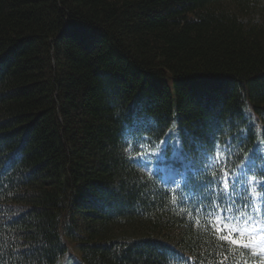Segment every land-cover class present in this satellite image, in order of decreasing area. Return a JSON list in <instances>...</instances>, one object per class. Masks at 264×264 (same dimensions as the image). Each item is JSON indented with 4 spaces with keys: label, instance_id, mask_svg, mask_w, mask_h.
<instances>
[{
    "label": "trees",
    "instance_id": "obj_1",
    "mask_svg": "<svg viewBox=\"0 0 264 264\" xmlns=\"http://www.w3.org/2000/svg\"><path fill=\"white\" fill-rule=\"evenodd\" d=\"M261 182L264 0H0V264H264Z\"/></svg>",
    "mask_w": 264,
    "mask_h": 264
},
{
    "label": "snow or ice",
    "instance_id": "obj_2",
    "mask_svg": "<svg viewBox=\"0 0 264 264\" xmlns=\"http://www.w3.org/2000/svg\"><path fill=\"white\" fill-rule=\"evenodd\" d=\"M167 141H165L166 143ZM225 175V179L223 181H221L222 185H223V190L225 193L228 192L229 188H230V182L234 185L235 183H238V180H233V177L228 175L227 173L224 174ZM217 179L218 178H213L212 181H210V184L211 183H216L217 182ZM261 187H264V182H261ZM214 191V189H211L210 187L208 188V192L209 194ZM251 223V218H249L248 220H245V225H249ZM225 227H227V225H225ZM247 230V229H245ZM258 228H254L252 231L255 232L257 231ZM237 232H242L241 229L239 228H236V227H233L230 229V233H237ZM222 239H226L228 240L230 243L234 244V245H239L241 247H247L248 246V242L244 241L243 239L241 240H237V239H234L232 237V235L230 234L229 236L227 237H221Z\"/></svg>",
    "mask_w": 264,
    "mask_h": 264
},
{
    "label": "rangeland",
    "instance_id": "obj_3",
    "mask_svg": "<svg viewBox=\"0 0 264 264\" xmlns=\"http://www.w3.org/2000/svg\"><path fill=\"white\" fill-rule=\"evenodd\" d=\"M260 16H262L260 13H258V12L255 13V17H256V18H259ZM174 147H175L176 149H179V148H180L179 143H177L176 141H174ZM154 153H156V151H155ZM153 163H157V160H154ZM151 168H152V165H151V164L147 165V167H146V171H147L148 173L151 172ZM164 170H166V171L169 173V176H170V177H173V176H174L173 173H172V171H170V169H167L166 167H164Z\"/></svg>",
    "mask_w": 264,
    "mask_h": 264
}]
</instances>
